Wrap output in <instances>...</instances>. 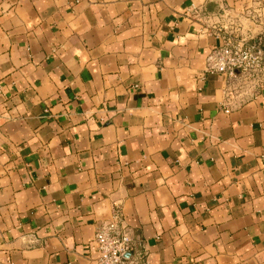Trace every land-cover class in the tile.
<instances>
[{"label":"crops","instance_id":"1","mask_svg":"<svg viewBox=\"0 0 264 264\" xmlns=\"http://www.w3.org/2000/svg\"><path fill=\"white\" fill-rule=\"evenodd\" d=\"M222 22L264 0H0V264H98L117 205L151 264H264V86L205 73Z\"/></svg>","mask_w":264,"mask_h":264},{"label":"built area","instance_id":"2","mask_svg":"<svg viewBox=\"0 0 264 264\" xmlns=\"http://www.w3.org/2000/svg\"><path fill=\"white\" fill-rule=\"evenodd\" d=\"M248 18L257 22L259 16L251 13ZM211 30L223 42L209 52L205 73L239 77L245 84L254 82L264 86V31L251 38L243 33L240 25L231 27L227 22L216 23ZM138 237L129 230L117 205L112 218L101 223L96 230L97 263L151 264L146 252L139 247Z\"/></svg>","mask_w":264,"mask_h":264},{"label":"water","instance_id":"3","mask_svg":"<svg viewBox=\"0 0 264 264\" xmlns=\"http://www.w3.org/2000/svg\"><path fill=\"white\" fill-rule=\"evenodd\" d=\"M239 72V71H238ZM138 239H139V237H138ZM129 255V254H128Z\"/></svg>","mask_w":264,"mask_h":264}]
</instances>
